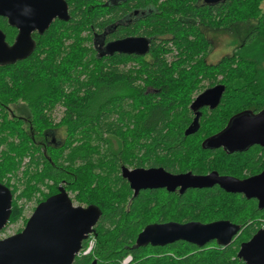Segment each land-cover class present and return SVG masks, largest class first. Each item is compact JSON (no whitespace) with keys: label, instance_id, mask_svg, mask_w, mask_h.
I'll list each match as a JSON object with an SVG mask.
<instances>
[{"label":"trees","instance_id":"obj_1","mask_svg":"<svg viewBox=\"0 0 264 264\" xmlns=\"http://www.w3.org/2000/svg\"><path fill=\"white\" fill-rule=\"evenodd\" d=\"M263 1L226 0L207 6L201 5V0H167L161 4L150 0L159 11L150 18V35L160 36L163 41L152 45V62L144 64L145 56L101 58L95 49L83 47L80 35L84 31L93 44L95 32L110 28L113 8L98 0H66L70 21L57 20L44 35L36 33V49L30 57L0 67V133L12 140L0 137V142L7 141L9 147L8 153L0 157V183L11 189L10 181L5 183L4 179L9 174L16 176L21 167L22 182L29 177L34 181V186L28 183L18 195L12 189L9 225L23 215L19 200H31L39 191L38 185L47 180L55 191L62 186L76 193L74 200L80 206L94 205L102 211L95 227L92 253L78 256L74 264H92L94 260L98 264H123L129 256V264H245L238 258L241 244L264 228V209H259L255 199L229 194L218 187L190 189L182 195L146 190L134 197L129 183L122 178L121 168H163L172 174L197 175L216 171L237 178H245L243 170L252 176L264 169L256 147L230 155L223 150L202 148V143L224 129L236 114H256L264 109V12L259 7ZM250 19L256 20V25L239 39L231 56L215 65L203 61L200 68L188 71L207 75L212 85L224 84L226 92L220 107L209 111L211 115L203 113L198 130L186 135L194 120L188 110L192 88L177 72L178 66L165 64L157 50L168 41L179 46L181 43L185 53L194 55L196 48L187 35L190 30L197 32L206 47L210 44L196 21L204 28H224L225 32L235 33L239 23ZM141 28L125 32H138ZM0 29L8 45H13L18 31L2 17ZM70 38L76 40L66 47L65 41ZM130 61H136L139 68L127 70ZM92 63L93 71L89 69ZM177 73L179 77L175 76ZM219 75H223L221 82L217 80ZM137 81L145 86L136 85ZM149 85L160 92L147 94ZM58 103L66 107L59 126L74 137L82 135V141L63 148L48 147L43 152L36 141L51 127L49 113ZM15 138L20 142L17 145ZM219 220L242 228L226 248L216 242L203 248L186 242L135 247L138 235L150 224Z\"/></svg>","mask_w":264,"mask_h":264},{"label":"water","instance_id":"obj_2","mask_svg":"<svg viewBox=\"0 0 264 264\" xmlns=\"http://www.w3.org/2000/svg\"><path fill=\"white\" fill-rule=\"evenodd\" d=\"M202 1L212 6L226 0ZM0 17L7 19L8 25L18 31L13 45H8L0 29V67L30 57L36 49L35 33L42 36L55 21L69 22L71 19L66 0H0ZM149 49L147 39H126L109 43L104 55H145ZM224 92L223 86L206 91L191 109L198 110L206 105L215 109ZM196 130L189 128L186 135ZM253 146L264 148V109L256 114L250 111L236 114L224 130L202 144L203 149L222 148L228 155L246 152ZM121 175L129 183L134 197L146 190H166L182 195L190 189L219 187L226 193L255 199L259 209H264V171L243 180L222 176L216 171L206 175L192 172L172 174L163 168L130 170L122 167ZM12 204V191L0 183V234L10 222ZM101 217L102 211L97 206H75L65 188L61 187L57 195L37 206L22 232L0 238V264H74L83 243L94 234ZM241 229V226L228 220L150 224L138 235L135 247H165L186 242L203 248L216 242L226 248L234 242ZM238 258L245 264H264V228L241 244ZM92 264H98V261L94 260Z\"/></svg>","mask_w":264,"mask_h":264},{"label":"rangeland","instance_id":"obj_3","mask_svg":"<svg viewBox=\"0 0 264 264\" xmlns=\"http://www.w3.org/2000/svg\"><path fill=\"white\" fill-rule=\"evenodd\" d=\"M100 1L102 4L106 2V0H98ZM167 0H159V3H163L166 2ZM260 9L262 12H264V1L261 2L260 4ZM209 20V19H208ZM218 20V19H217ZM219 21V20H218ZM211 22H214V20L212 19ZM217 22V21H216ZM215 22V23H216ZM257 21L250 19V21L248 23H239V27L237 29V31L235 33H233L232 31L226 32V33H220V32H209L208 34L206 33V31L204 29H202L201 32H205L207 39L210 41L211 45L209 44V46H205V44L197 38V32L190 30L188 32V39L189 41H191L195 48H196V52L194 55L192 54H187L184 52L182 45L180 43H172V42H168V41H164V44L161 45V48L157 50L158 54L161 56L162 59H164L165 64L169 65V66H178V73L181 74L182 79L186 82L187 85H189L192 88V92L190 91V102L188 105V110H190V105L191 102L196 98L197 95H199L200 93H202L205 88H207L208 84H210V79H208L207 75L205 74H199L197 76V74H190L188 71H191L193 68H200L201 65L203 64V61H207L208 64L212 65V64H217L220 61H222L224 58H227L229 56H231L234 52H235V48L237 47V45H239V39L244 37V34L252 27H254L256 25ZM222 27V26H221ZM65 29V28H64ZM237 34V35H236ZM80 38H82L83 40V47L88 48L90 51H93V44L92 41L89 39L90 35H88V33L86 31H84L81 35ZM167 39V38H165ZM75 38H70L69 40L65 41V46L69 47L72 42H75ZM66 50H68L66 48ZM209 53V54H208ZM208 54V55H207ZM206 59V60H205ZM85 61H91L89 59H85ZM152 62L151 57L150 58H146L144 61V64H150ZM181 64V67H180ZM201 64V65H200ZM126 65H121V67H125ZM95 68L94 63H92L90 65V70L93 71V69ZM133 68L138 69L139 66L137 65L136 61H130L127 63L126 69L127 70H132ZM141 69V68H140ZM139 69V70H140ZM179 70H181L179 72ZM176 74V77H179V74ZM174 77V78H176ZM86 78L85 75H83L82 80H84ZM178 79V78H176ZM195 80H198L197 82ZM217 80L219 82H221L223 80V75H219L217 77ZM136 85L139 86H145V83L142 81H137ZM146 93H151L154 95H157L160 90L157 88H154L152 86H147L146 87ZM66 112V107L61 104L58 103L54 109H52V111L49 113V121L51 122V127L50 128H59V130L57 131V138L59 140H63L65 141L68 145L69 144H73V145H77L78 143H80L79 141H82V135H78V136H73V135H69L67 133V130L61 126H59V124L62 122V118L64 117ZM206 115H211L208 113H206ZM208 120V118L206 119ZM2 118H0V122L2 123ZM58 126V127H57ZM49 128V127H48ZM223 130V129H222ZM221 130V131H222ZM219 131V132H221ZM218 132V133H219ZM43 134V133H42ZM40 136V135H39ZM0 137H2V139L4 138L5 140L8 139V135L5 133H0ZM116 141V143L114 142V144L117 146V140L114 139ZM9 142H11L12 140L8 139ZM14 144L17 145L19 144V139L15 138V140H13ZM8 142L5 141L0 142V157L2 158L6 153H8ZM66 144V145H67ZM65 154L68 153L67 151L64 152ZM2 160V159H1ZM28 161V159H26L23 163V165ZM130 170H134L135 168L133 167H127ZM24 168L21 167L20 170L16 173V176H13L12 174H9L5 179V183H8V180L10 181V185H11V191L12 189L16 190V194L18 195L21 191L24 190L25 185L27 186L28 183L32 186H34V181H32L31 177H29L25 182L23 179V172ZM248 173L246 172V170H243L242 176L244 177H248ZM53 187V183L51 181H45L44 183L38 185V189L39 191L36 192L33 196V198L31 200H27L25 198H22L19 200V205L23 207V215L22 217L13 224H8L9 226L7 227L6 231L3 234H0V238H7L13 235H16L20 232H22L28 222V220L30 219V217L32 216V214L34 213L35 209L37 208V206L40 204L39 201H42L43 199L47 198V196L51 195V192L53 193L55 191V189L52 188ZM52 188V189H51ZM69 197L71 198V200L73 201V204L75 206H80L75 200L74 197L76 196V193H73L71 191H67ZM44 202V201H43ZM42 203V202H41ZM83 207H88V206H84ZM27 221V222H26ZM26 222V224H25ZM22 230V231H20ZM95 237L94 234H92L87 242V245L84 247V250L82 252V254L80 255V257L82 256H89L92 251L93 248L95 246ZM92 246V251L91 253H89L88 255H84L89 248Z\"/></svg>","mask_w":264,"mask_h":264},{"label":"flooded vegetation","instance_id":"obj_4","mask_svg":"<svg viewBox=\"0 0 264 264\" xmlns=\"http://www.w3.org/2000/svg\"><path fill=\"white\" fill-rule=\"evenodd\" d=\"M106 2H107V4H109L113 8L112 9V16H111V19H112L111 25H110V28H109V26H107L102 31V33L98 34L95 32L94 42H93V48L97 51V53L100 55L101 58L104 54H106L105 53L106 46L109 43H116V42H120V41H123L126 39H140V38H142V39H147L149 41L150 49H151L153 44H158L161 41H163V38H161L160 36H151L150 35V25H151V19L150 18L152 16H154L155 14H158V12H159L157 10V6L152 5L150 0H106ZM201 5H205L202 0H201ZM212 6H215V5H212ZM195 23H196V26H199V28L204 29L207 34L210 31L211 32L226 33L224 31L225 30L224 28L214 30V29L209 28V27L204 28V26L200 23L199 20L196 21ZM137 27H143V28H141L138 32H133V33L125 32V30H132V29H135ZM202 33L205 35V37L207 39L206 33L205 32H202ZM208 42L210 43L209 40H208ZM210 45H211V43H210ZM150 49H149V51H150ZM114 55H125V56H129V57L145 56L146 58H150L149 52L145 55H139L137 53H135V54L115 53ZM218 86H223L225 88L224 84H215V85L208 84L207 88H205V90L202 93H200L199 95H197L196 98L191 102L190 111L193 114L194 120L191 123V125L188 126V129L189 128H191V129L195 128L198 130V128H199L198 120L202 116V114L205 112H209V111H215L216 109H218L220 107L222 99H223L224 94L226 92V88H225V92L221 98L219 105L215 109H211V105H206V106L200 107L198 110L191 109V106L199 98L200 95H202L206 91H209V90H211L215 87H218ZM226 126H225V128H226ZM58 130H59V128H50L49 127L48 129H46V131L43 133L42 136L38 135L39 140L36 141V144L41 147V150H43V152L44 151L46 152V149L48 147H58V148L62 147L63 148L67 144L65 141L59 140L57 138L56 134H57ZM253 147H256L255 149L258 151V156L264 160V148L261 146H253ZM253 147H251L250 149H252ZM217 150H223V149L221 148V149H217ZM260 165L262 166V164H260ZM135 169H140V168H135ZM144 169H149V168H144ZM263 171H264V169L261 172H259L258 174L262 173ZM258 174H256V175H258ZM222 176H228V175H222ZM252 176H254V175H252ZM249 177H251V176H248L245 178H238V179L243 180V179H246ZM235 178H237V177H235ZM61 187L62 186H59L57 188V190L55 191V193H53L51 196L57 195L59 193V189Z\"/></svg>","mask_w":264,"mask_h":264},{"label":"built area","instance_id":"obj_5","mask_svg":"<svg viewBox=\"0 0 264 264\" xmlns=\"http://www.w3.org/2000/svg\"><path fill=\"white\" fill-rule=\"evenodd\" d=\"M83 250L84 249H82L80 255L82 254ZM91 251H92V246L89 248V250L84 255H88L89 253H91ZM131 261H132V258H131V256H129L123 261V264H129Z\"/></svg>","mask_w":264,"mask_h":264}]
</instances>
